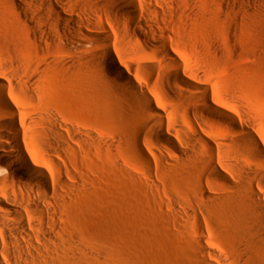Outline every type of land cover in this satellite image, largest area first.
<instances>
[{
	"label": "rangeland",
	"instance_id": "1",
	"mask_svg": "<svg viewBox=\"0 0 264 264\" xmlns=\"http://www.w3.org/2000/svg\"><path fill=\"white\" fill-rule=\"evenodd\" d=\"M83 1L89 0H55L69 15L83 17L85 23L74 26L83 27V36L111 38L117 61L156 98L167 123L164 131L170 132L175 144L161 143L152 137L151 130L143 129L138 107L136 112L126 96L117 100L102 93L103 97L101 90L104 92L109 85L96 63L102 58L96 44L81 36L82 45L69 46L54 28L48 30V20L38 22V38L30 44L27 31L19 30L17 15L0 7V62L6 61L8 69L16 70L18 61H29L30 71L38 79L34 88L38 101L31 106L34 116L54 111L75 129L96 137L95 143L89 139L81 144L70 140L76 150H67L62 158L50 155L46 141L37 146L43 160L56 159L65 172L76 175L67 179L77 188L66 190L69 194L61 215L71 228L70 234L75 233L82 241L77 249L73 248L75 253H69L71 257V248L64 252L54 245L55 264H70L66 261L73 260L76 264L79 258L85 264H251L248 256L261 245L250 238L247 244L253 241L254 246L246 252L249 246H244V239L248 238L221 226L218 218L204 210L209 203L205 194L212 198L233 194L228 181L246 178V168L263 164V160L257 157L250 163L248 155L235 145L244 137L232 135L233 125L205 111L201 99H191L193 94L203 96L197 87L178 80L172 86L163 80V74L174 73V66H153H164L166 45L178 57L182 70H186L183 72L201 73V83L210 96L235 109L264 143V17L257 15L264 6L257 7L248 0H146L142 4L138 0L139 7L148 14L146 21L157 25L156 38L151 36L154 46L145 49L142 38L134 34L130 42L128 30L118 17L104 8L96 13ZM240 1L251 7L242 6ZM47 8L50 20L53 15L48 2ZM48 32L57 37L48 41ZM157 53L160 60H152ZM16 87L14 94L25 98L24 87ZM98 87L103 89L97 91ZM197 117L203 118L207 127L200 126ZM159 121L155 122L161 128ZM193 137L197 146L191 143ZM131 141L137 145L134 149L129 145ZM212 147L215 165L228 181L219 180L207 170L208 160L192 168L194 158L209 156ZM259 177L264 182V177ZM237 205L230 210L248 214ZM185 208L195 217L188 216ZM227 213L222 215L232 221ZM204 246L216 256L203 252ZM80 249L85 252L82 254Z\"/></svg>",
	"mask_w": 264,
	"mask_h": 264
},
{
	"label": "bare ground",
	"instance_id": "2",
	"mask_svg": "<svg viewBox=\"0 0 264 264\" xmlns=\"http://www.w3.org/2000/svg\"><path fill=\"white\" fill-rule=\"evenodd\" d=\"M139 1L141 4L146 3V0ZM47 2L50 5L53 15L50 20L46 13L47 10H49L47 8ZM140 2L138 3V0H103L98 2H96V0H89L83 1V5L93 9L96 13L103 11V8L104 10L107 9L125 24L130 42L134 41V34L142 38L144 43L143 47H145V49H150L154 46L151 36L156 38L155 31L157 25L152 21H146L149 17L148 14H145L141 7H139ZM249 2L257 7L264 6V0H248L247 3ZM239 3L242 4V6L246 4L241 1ZM251 4H246L244 6L251 7L249 6ZM0 7L3 10L8 12L11 11L17 15L19 30L20 32L27 31H25L27 33V35L25 33V36L28 39L27 41H30V44H32L33 39L38 38L36 30L38 22L46 23V20H48V30L49 27L54 28L61 38L69 43V46L76 43L82 45L84 43L82 37L84 36L86 40L88 39L89 42L96 44L97 49L102 54V58L99 59V61L96 60V63L99 62V68L102 70L100 71L102 75L104 74L103 77L109 85V88L106 87L107 85H104L107 89H105L104 92L101 90V94L104 93L106 94L105 96L108 95V97L111 95L110 97L113 96V98L117 100L123 99V97L126 96L125 98L129 99L130 102L134 104L133 106H136L135 111L138 107L139 110L136 112L139 114L138 118L141 119L139 120L143 121L141 122L143 123L142 125H144L143 129L146 128L151 130L152 137L157 138L161 143H168L170 145L175 144L170 132L164 131V129L167 128V123L165 124L163 121V117L165 116H163V112L158 109L157 102L155 101L156 98L133 78L134 74L132 73V75L127 67L117 61L113 53L114 51L111 49V38L109 36L103 37L98 34V36H86L85 34L83 36L81 32V28L83 27L79 29L74 27L85 23L83 17L69 15V13L62 8L61 4L55 2V0H0ZM257 15L261 18L264 17V10L257 12ZM142 20L143 23H140ZM89 25L88 23L87 26ZM48 33L46 35L48 41H50L51 38L53 41L57 37L53 36L52 33ZM156 40L161 41L160 39ZM163 48V54L165 56V62H163L164 66H160L159 64V67L158 64L155 65L154 63L153 68H171L170 65L175 67L173 74H163V80L169 85L173 84L172 86L176 84L173 82H177L178 80L188 86L197 87L199 93H202L203 96L198 98L197 95L193 94L191 99H201L203 108L206 107L205 111L207 110L215 118L218 117L233 125L230 127L232 135L244 137L243 140L235 143V145L239 152L248 155L247 157L250 163H253L252 161L255 162L257 157L263 160V164L251 166L249 169L246 168L247 170L244 171L246 172V178L235 180V182H230L229 179V181L226 180L227 177L225 174L215 165L213 160L214 147H212V153L209 156L199 155V157L194 158V167L192 168L196 169L198 165L201 163L204 164L208 160L207 170L215 173L219 180L228 181L232 190L235 192L233 191V194L231 193V195L228 196L214 198L205 194L209 203L205 204L206 208L204 207L205 209H203H207L210 216L213 215L218 218L221 222V226H226L230 231L235 232V234L237 233L243 238H248L244 239L246 242L243 238L240 239L244 241V244H247V240L251 239L259 243L261 249L260 246L258 249H256V247L253 253H250L248 257L251 256V264L264 262V182H262L259 177V175L264 177V143H262L251 131L250 124L243 123L241 115L235 111V109L231 110L230 106L228 108L221 104V101L219 102L210 96V91L201 83V77L203 78L201 73L194 71L187 75L188 73L186 74V72H183V70H186H182L183 67H181V63L179 64L178 57H176L166 45H164ZM151 58L152 60H160V55L157 53ZM22 59L21 61H23ZM5 62L6 61L0 62V264H55L54 245L60 246L64 252L71 248L72 250L68 252L69 256L70 252L75 253L76 247H79L77 246L79 241H82L79 240L80 238L76 236L75 233L70 234L71 228L64 222L63 216L61 215L67 201L65 199L66 194H69L67 193L69 192L67 189L73 191L77 188L75 183H70L67 179L73 178L76 175L72 176L68 171L65 172L56 159L49 157L50 159L47 158L43 160L37 150V146L41 144V142L46 141L45 144L47 143L46 145H48V148L46 145L45 146L50 155L62 158L67 150H76L74 149L75 147L71 145L72 141L81 144L80 142L89 139L91 142L95 143L96 137L92 133H85L75 129L68 124L67 121L61 119L54 111H50L47 115L45 111L43 112L45 115L42 113L34 116L36 112L32 111L31 106L37 104L36 102L38 101L37 97L39 96H36L34 91L38 79L31 73L30 69L32 67L29 61H23L24 63L18 61L16 70L8 69L7 64H4ZM23 73L28 74H24V76L27 75L28 79L23 77ZM18 85L24 87V92H26L25 98H18L14 94V90ZM101 88L98 87L96 89L98 91V89ZM96 96H98V98L102 97H99L100 95L98 94H96ZM200 113L201 112H199V114ZM202 114H204V112H202ZM156 119L160 120L159 124L161 128L157 127L158 124L155 122ZM202 119L201 117H197L198 123L202 127H207V122ZM35 126H43V128L35 130ZM174 128L175 127H173V129ZM70 140H72L71 143ZM100 143L101 142H99V144ZM191 143H195L197 146L196 138L194 139L193 137ZM42 144H44V142ZM123 145L124 144H122V146ZM129 145H131L133 149L137 146L135 142L132 141ZM116 149H118L117 146ZM192 164L193 162L190 166H192ZM77 180L72 179V181ZM237 204H239L241 208L243 207V209H246V211L248 210L249 216L247 213L244 214L245 212L243 215H239L238 213V215L235 214L234 212L236 211L233 212L232 210L235 206H238ZM222 209L228 212L227 214L231 217L232 221L228 217L226 218L224 214L222 215L224 212L221 211ZM185 213L188 216L195 217L194 212L189 208H185ZM243 241L241 242L242 245ZM252 242L250 245L247 244V247H249L246 252H249L250 247L251 249L253 248L254 245L251 246ZM246 244L244 246H246ZM81 246L83 247V244ZM73 248L75 249L73 250ZM101 249L102 248L99 247V250ZM202 250L203 252H209V254L213 255L205 246L202 247ZM103 252H105V250ZM76 255L79 256V254ZM213 256L215 257L216 255ZM65 259H63V262ZM66 262H70V264L71 262L72 264L75 263L74 260ZM57 263L56 261V264ZM83 263L84 259L79 258L76 264ZM205 264L208 263L205 262Z\"/></svg>",
	"mask_w": 264,
	"mask_h": 264
}]
</instances>
